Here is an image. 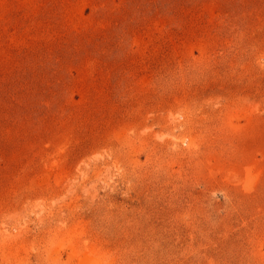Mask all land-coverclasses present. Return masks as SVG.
Instances as JSON below:
<instances>
[{"label":"rangeland","instance_id":"374dc122","mask_svg":"<svg viewBox=\"0 0 264 264\" xmlns=\"http://www.w3.org/2000/svg\"><path fill=\"white\" fill-rule=\"evenodd\" d=\"M0 264H264V0H0Z\"/></svg>","mask_w":264,"mask_h":264}]
</instances>
